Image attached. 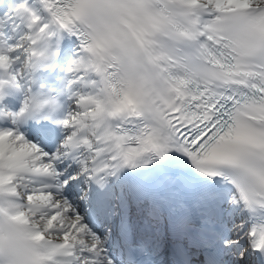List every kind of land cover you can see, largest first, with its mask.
<instances>
[{
    "label": "snow or ice",
    "instance_id": "snow-or-ice-1",
    "mask_svg": "<svg viewBox=\"0 0 264 264\" xmlns=\"http://www.w3.org/2000/svg\"><path fill=\"white\" fill-rule=\"evenodd\" d=\"M0 264H264V0H0Z\"/></svg>",
    "mask_w": 264,
    "mask_h": 264
}]
</instances>
